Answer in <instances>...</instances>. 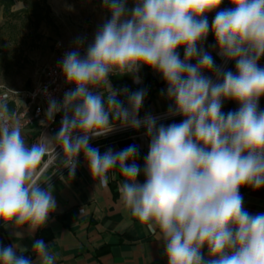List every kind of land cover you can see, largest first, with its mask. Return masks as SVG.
Segmentation results:
<instances>
[{
	"label": "clouds",
	"instance_id": "1",
	"mask_svg": "<svg viewBox=\"0 0 264 264\" xmlns=\"http://www.w3.org/2000/svg\"><path fill=\"white\" fill-rule=\"evenodd\" d=\"M227 2L221 8L225 0H134L129 8L127 0H103L110 19L85 54V39L76 37L74 50L59 61L72 88L62 102L44 89L48 107L41 125L63 113L54 137L27 143L20 121L0 101V225L11 227L18 240L25 229L33 235L43 228L57 202L50 184L41 187L49 177L38 180V165L45 157L59 160L74 177L83 154L99 186L120 173L122 205L163 242L167 264H264V213H249L240 194L242 187H264V0ZM209 32L218 54L235 62V72L217 66L204 50ZM143 67L166 83L160 90L172 102L166 116H182L180 123H158L161 117L152 114L140 119L147 90L112 86L115 75H131L139 84ZM225 100L239 108L224 113ZM117 122L145 129L143 169L135 144L103 154L90 144L116 130ZM141 171L143 183L137 180ZM18 247L0 246V264H56L42 239L33 243L35 260L18 255Z\"/></svg>",
	"mask_w": 264,
	"mask_h": 264
},
{
	"label": "crops",
	"instance_id": "2",
	"mask_svg": "<svg viewBox=\"0 0 264 264\" xmlns=\"http://www.w3.org/2000/svg\"><path fill=\"white\" fill-rule=\"evenodd\" d=\"M15 2V11L18 14L27 12L26 0ZM227 7L229 4L223 6V8ZM211 19L208 20L210 26ZM214 44V36L209 32L203 48L211 54L215 64L220 66L222 58ZM178 51L183 59V48ZM191 62L195 63V60ZM259 65L264 67V57L260 59ZM204 74L214 77L211 72ZM138 75L141 80L139 84L134 83L131 75H115L109 79L116 89L127 87L130 91L147 90L143 106L139 111L140 119H143L146 114L165 116L169 104L172 103L160 94L161 89H166V83L159 73L149 67H143ZM119 98L125 101V106H127L126 97L121 95ZM8 106L13 114L16 105L9 103ZM259 107L264 109V97L260 99ZM238 108L239 105L236 102L229 100V106L223 112L235 111ZM182 119V116L172 120L162 118L160 119L162 121L158 123L168 125L174 122L180 123ZM60 127L61 125H58L51 132L46 125H41L40 121H36L22 127V130L26 142L31 144L38 141L42 135L54 137ZM135 131L140 134V132H145V129L141 127L138 130L132 129L130 132L133 134ZM141 143L139 136L118 135L92 146L98 147L103 154L109 147L114 151H119L135 144L139 147L136 162L143 169L144 157L148 153L149 146L142 148ZM45 159L40 162L38 168ZM78 160L74 177H69L68 170L59 165V160H55V164L49 167L41 178L43 181L49 177L48 182L42 183L41 187L47 189L50 184L57 202V208L51 214L47 224L33 235H28L25 229L23 238L19 240L15 237L11 227L5 228L0 225V246L19 245L18 255L23 254L35 260L32 250L33 243L35 240L42 239L46 245L50 246V251L57 256L56 264H167L163 242L157 240V237L151 234L145 225L132 218L122 205L117 188L118 183L123 179L120 173L118 171L110 173L108 186L102 187L91 176L83 154ZM113 174L115 175L114 180L111 179ZM137 180L140 183L144 182L145 177L142 171ZM240 194L243 197V206L249 213H264V187L260 189L242 187ZM21 249L24 251L21 252Z\"/></svg>",
	"mask_w": 264,
	"mask_h": 264
},
{
	"label": "rangeland",
	"instance_id": "3",
	"mask_svg": "<svg viewBox=\"0 0 264 264\" xmlns=\"http://www.w3.org/2000/svg\"><path fill=\"white\" fill-rule=\"evenodd\" d=\"M15 1L0 0V85L17 92L35 85L41 69L54 60L58 40L72 44L83 37L90 44L99 26L110 19L103 0H26L24 14L15 11ZM133 3L127 0L129 8ZM232 65L235 72V62Z\"/></svg>",
	"mask_w": 264,
	"mask_h": 264
},
{
	"label": "built area",
	"instance_id": "4",
	"mask_svg": "<svg viewBox=\"0 0 264 264\" xmlns=\"http://www.w3.org/2000/svg\"><path fill=\"white\" fill-rule=\"evenodd\" d=\"M214 19V17L211 19ZM87 43H84V46L81 48V56L85 54V49L87 47ZM75 44H67L62 40H58L55 43V58L52 62L45 65L41 71L39 78L35 85L27 90L22 92L13 91L3 85H0V101H6L7 104L14 103L16 105L15 112L13 113L15 118L18 119L22 125L28 126L33 124L36 121L45 120V112L48 107V96L45 94L44 89H47V92L55 98L57 101L62 102L63 94L65 91H68L72 88L71 85L66 84L64 77L62 75L61 69L59 67V61L63 58L64 53L67 51L74 50ZM222 58V57H221ZM234 61H225L222 58V62L220 67L228 70L229 66L232 65ZM215 79V77H213ZM63 113H58L54 119V121L46 122L47 129L53 132L58 125H61V117ZM162 118H170L173 116H157ZM175 117V116H174ZM164 120V119H163ZM162 121V120H159ZM132 128H121L119 127V123H117L116 130L109 133L105 137L92 139L90 140L91 145L101 144L103 141H106L110 138H114L117 135L123 133H130L132 137H141L142 143L141 147L144 148L148 146V138L145 135V132L140 134L131 133ZM59 151V149H58ZM55 164V160L46 157L44 163L40 166V170L44 172ZM43 175L38 177V180L41 181ZM82 211V210H81Z\"/></svg>",
	"mask_w": 264,
	"mask_h": 264
},
{
	"label": "water",
	"instance_id": "5",
	"mask_svg": "<svg viewBox=\"0 0 264 264\" xmlns=\"http://www.w3.org/2000/svg\"><path fill=\"white\" fill-rule=\"evenodd\" d=\"M233 69V65L230 67V70ZM229 106V100H225L223 103V107H222V111H224L225 109H227Z\"/></svg>",
	"mask_w": 264,
	"mask_h": 264
},
{
	"label": "trees",
	"instance_id": "6",
	"mask_svg": "<svg viewBox=\"0 0 264 264\" xmlns=\"http://www.w3.org/2000/svg\"><path fill=\"white\" fill-rule=\"evenodd\" d=\"M225 4H228L227 0H225V3L221 5V8H223V6ZM131 134L130 133H127V134H123L124 137H129Z\"/></svg>",
	"mask_w": 264,
	"mask_h": 264
}]
</instances>
